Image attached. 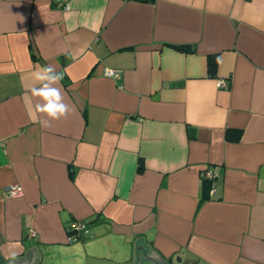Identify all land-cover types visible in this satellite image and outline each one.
<instances>
[{"label": "crops", "instance_id": "1", "mask_svg": "<svg viewBox=\"0 0 264 264\" xmlns=\"http://www.w3.org/2000/svg\"><path fill=\"white\" fill-rule=\"evenodd\" d=\"M48 64L70 113L44 128ZM73 219L94 235L68 243ZM139 237L169 264H264V0H0V264H130Z\"/></svg>", "mask_w": 264, "mask_h": 264}, {"label": "clouds", "instance_id": "2", "mask_svg": "<svg viewBox=\"0 0 264 264\" xmlns=\"http://www.w3.org/2000/svg\"><path fill=\"white\" fill-rule=\"evenodd\" d=\"M105 75H114V70L106 68ZM63 78L64 72L57 71L52 64L39 66L31 72L33 84L29 89L30 96L27 101L28 115L41 127L49 128L52 126V122L61 120L70 113L60 84ZM17 193L22 194V189L19 186L13 188V198H17ZM17 255V253H12L6 258L10 259L13 264Z\"/></svg>", "mask_w": 264, "mask_h": 264}, {"label": "built area", "instance_id": "3", "mask_svg": "<svg viewBox=\"0 0 264 264\" xmlns=\"http://www.w3.org/2000/svg\"><path fill=\"white\" fill-rule=\"evenodd\" d=\"M64 6L67 7V4H65ZM105 69L103 70L104 75H105ZM109 77H113V78L118 77V72L114 70V75L109 76ZM216 86L217 87H226L227 81L224 79H219L216 81ZM201 176L204 178H208L210 180L214 179V176L210 170L202 171ZM15 186H19V185L18 184H10V185L6 186L4 188V191H3L4 194L8 197H13L12 191H13V188ZM211 188L213 191V185L211 186ZM211 188H210V191H211ZM19 195H20V193H17V196H19ZM34 234H35L34 232L29 233V237L34 236ZM93 235L94 234H93L92 229L83 220L73 219L69 222V224L66 227V241L68 243L80 242V241H83L85 239L92 237Z\"/></svg>", "mask_w": 264, "mask_h": 264}, {"label": "water", "instance_id": "4", "mask_svg": "<svg viewBox=\"0 0 264 264\" xmlns=\"http://www.w3.org/2000/svg\"><path fill=\"white\" fill-rule=\"evenodd\" d=\"M189 133L191 136L194 134V129L190 128ZM31 254V259H27V254ZM36 252L33 248L29 249L26 254L25 258H18L16 259L13 264H38L40 260V254L38 252V258ZM8 264H12L10 261ZM130 264H169L164 258H162L158 253L155 251L150 250L145 243L139 237L135 241V256L134 259Z\"/></svg>", "mask_w": 264, "mask_h": 264}, {"label": "trees", "instance_id": "5", "mask_svg": "<svg viewBox=\"0 0 264 264\" xmlns=\"http://www.w3.org/2000/svg\"><path fill=\"white\" fill-rule=\"evenodd\" d=\"M176 49L180 50V51H187L189 50V47L188 46H184V45H180V46H175ZM215 66V61L214 59H211L209 61V67H210V70H212ZM212 181L213 180H210L208 178H204L202 179V186H201V195H202V198H207L208 195H209V191H210V188H211V185H212Z\"/></svg>", "mask_w": 264, "mask_h": 264}]
</instances>
